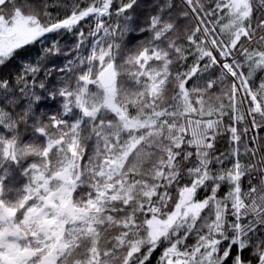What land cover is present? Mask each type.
<instances>
[{
    "label": "snow or ice",
    "instance_id": "obj_1",
    "mask_svg": "<svg viewBox=\"0 0 264 264\" xmlns=\"http://www.w3.org/2000/svg\"><path fill=\"white\" fill-rule=\"evenodd\" d=\"M140 8L0 0V264H264V0Z\"/></svg>",
    "mask_w": 264,
    "mask_h": 264
},
{
    "label": "trees",
    "instance_id": "obj_2",
    "mask_svg": "<svg viewBox=\"0 0 264 264\" xmlns=\"http://www.w3.org/2000/svg\"><path fill=\"white\" fill-rule=\"evenodd\" d=\"M35 2L38 3L39 0H35ZM139 2L141 4V8L138 10V14H141L142 15V14H144V13H146V12H148L150 10L149 6L151 5L152 0H139ZM49 10L50 11H55V9H49ZM65 39H68L69 40V43H71V40L68 37H65ZM131 39H132V36L130 35L129 36V40H131ZM11 70H12V67L11 66L9 68H7V69H4L5 72L11 71ZM261 76H264V73H257L256 74L255 80H256L257 85L259 83V80H260ZM191 85H192V81H189V86H191ZM213 91H215V89ZM22 132H23V129H22ZM30 135H31V132L30 131L24 132V139L25 140H28V138L30 137ZM220 147L223 149L224 148V145H220ZM245 187H247L246 184H245ZM158 253H159V250L157 251L156 254H154L153 261H155L156 257L158 256Z\"/></svg>",
    "mask_w": 264,
    "mask_h": 264
}]
</instances>
